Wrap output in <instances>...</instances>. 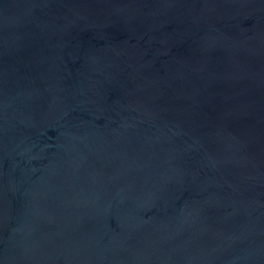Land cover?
Instances as JSON below:
<instances>
[{
  "label": "water",
  "instance_id": "95a60500",
  "mask_svg": "<svg viewBox=\"0 0 264 264\" xmlns=\"http://www.w3.org/2000/svg\"><path fill=\"white\" fill-rule=\"evenodd\" d=\"M0 264H264V0H0Z\"/></svg>",
  "mask_w": 264,
  "mask_h": 264
}]
</instances>
